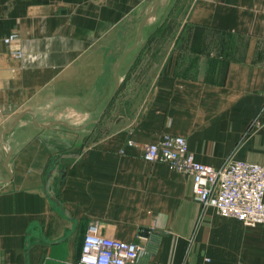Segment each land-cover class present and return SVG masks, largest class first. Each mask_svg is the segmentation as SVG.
Here are the masks:
<instances>
[{
  "label": "crops",
  "instance_id": "crops-1",
  "mask_svg": "<svg viewBox=\"0 0 264 264\" xmlns=\"http://www.w3.org/2000/svg\"><path fill=\"white\" fill-rule=\"evenodd\" d=\"M156 2L0 0V264H76L90 222L137 264H264V222L141 156L173 134L215 168L264 165V0ZM122 89L133 111L88 130Z\"/></svg>",
  "mask_w": 264,
  "mask_h": 264
},
{
  "label": "built area",
  "instance_id": "built-area-1",
  "mask_svg": "<svg viewBox=\"0 0 264 264\" xmlns=\"http://www.w3.org/2000/svg\"><path fill=\"white\" fill-rule=\"evenodd\" d=\"M16 37L15 33L10 34L3 42L7 45ZM141 156L191 176L192 192L203 207L213 208L220 216L236 218L247 227L264 222V165L234 159L215 168L197 161L185 138L173 134L144 144ZM141 249L136 242L100 235L97 223L90 222L76 264H137Z\"/></svg>",
  "mask_w": 264,
  "mask_h": 264
},
{
  "label": "rangeland",
  "instance_id": "rangeland-1",
  "mask_svg": "<svg viewBox=\"0 0 264 264\" xmlns=\"http://www.w3.org/2000/svg\"><path fill=\"white\" fill-rule=\"evenodd\" d=\"M143 75V74H142ZM141 75V76H142ZM121 94L120 96L118 95L114 102H112L111 104L108 105L106 111L103 113V115L101 116L99 122L96 124L98 128H101V126L103 124H107V123H110L111 120L115 119L117 117V115L119 114V112H131L133 111L135 105V101H134V98H133V95H135V90L134 92L132 91V95L127 97V95L125 94L124 92V89H122L121 91ZM103 105H101L102 107ZM99 110L97 112H95L94 115H96V117L99 115ZM64 114H66L65 112L64 113H61V114H58L56 112L53 113L52 115H49L47 118H55L57 117L56 115H58L57 117V120H64V121H68L70 122L65 116ZM82 117V116H81ZM94 119L93 116H90L89 118H81V121L79 124H84L90 120ZM95 127V128H97ZM87 128L88 130L91 129V128H94V126H92V124H88L87 125ZM97 130H101V129H97Z\"/></svg>",
  "mask_w": 264,
  "mask_h": 264
},
{
  "label": "water",
  "instance_id": "water-1",
  "mask_svg": "<svg viewBox=\"0 0 264 264\" xmlns=\"http://www.w3.org/2000/svg\"><path fill=\"white\" fill-rule=\"evenodd\" d=\"M158 4H159V0H157L155 8L158 6ZM141 26H142V25H140L139 33H140V30H141ZM117 88H118V83L116 82V86H115V89H114V93L116 92ZM107 106H108V105H106L105 108H107ZM104 111H105V110H104ZM104 111H103V112H104ZM103 112H102V113H103ZM98 121H99V118H98V119H95V120H92V121H90L89 123H97ZM89 123H88V124H89ZM52 124H61V125H64V126H67V127L71 128V129H77V127L71 126L67 121H64V120H58V121H56V122H52L51 125H52Z\"/></svg>",
  "mask_w": 264,
  "mask_h": 264
}]
</instances>
